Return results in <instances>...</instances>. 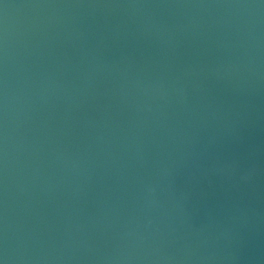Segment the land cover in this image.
<instances>
[{"label":"water","instance_id":"1","mask_svg":"<svg viewBox=\"0 0 264 264\" xmlns=\"http://www.w3.org/2000/svg\"><path fill=\"white\" fill-rule=\"evenodd\" d=\"M0 264H264V0H0Z\"/></svg>","mask_w":264,"mask_h":264}]
</instances>
